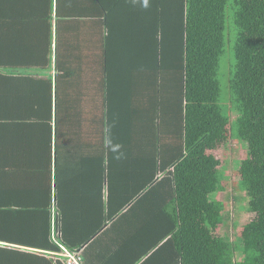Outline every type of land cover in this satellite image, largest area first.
<instances>
[{
    "label": "trees",
    "instance_id": "1",
    "mask_svg": "<svg viewBox=\"0 0 264 264\" xmlns=\"http://www.w3.org/2000/svg\"><path fill=\"white\" fill-rule=\"evenodd\" d=\"M0 22L10 37L0 53V264H66L64 251L90 264L83 252L117 216L129 172L106 156L84 172L65 168L66 139L86 136L87 118L101 132L98 151H124L125 140L145 152L129 199L145 186L157 195L147 205L159 213L154 231L138 224L109 248L131 263L170 247L178 264H215L210 248L229 241L216 232L228 216L215 199L225 170L212 153L230 139L246 150L236 174L251 215L232 242L233 262L264 264V0H0ZM117 27L130 30L128 69L139 72L122 79L130 96L112 102ZM220 59L252 62L232 76L251 81L252 101H206L207 63Z\"/></svg>",
    "mask_w": 264,
    "mask_h": 264
},
{
    "label": "crops",
    "instance_id": "2",
    "mask_svg": "<svg viewBox=\"0 0 264 264\" xmlns=\"http://www.w3.org/2000/svg\"><path fill=\"white\" fill-rule=\"evenodd\" d=\"M36 22L32 21V42L38 41L40 30H38L36 27ZM4 27L2 23L0 22V53H7L8 50L5 48V39L10 38L7 33H4ZM130 37V30L126 27H117V33L115 34V40L117 46V52L115 54H112L111 59L112 62H119L121 73H115L111 72V76L114 78L113 81H111L108 85V91L112 95V102H118L123 96V100H126V96H128L133 90L131 88V85L126 84V82L122 79H125V77H134V73H138L139 70H133V72H130L128 69L129 66V54L126 53L125 48V39H128ZM53 39V33H51V43ZM36 41V42H37ZM127 47V46H126ZM53 53V50H52ZM113 55H116L114 57ZM99 60V59H98ZM100 62V61H99ZM98 62V63H99ZM123 63V65H122ZM97 77V76H96ZM99 80V79H98ZM121 81V84H120ZM127 85L129 86V89H127ZM64 87V83L62 85V88ZM89 90L92 93V96L95 98V93H98L99 86L98 83H94L91 87L88 86ZM64 89V88H63ZM97 90V91H95ZM127 93V94H126ZM99 95V93L97 94ZM130 96V95H129ZM97 104L101 105L102 101H100V97L97 96ZM111 102V101H106ZM121 102V101H119ZM89 118H87L88 124H83L81 127L85 132L89 131V133L84 136L76 135L68 137L66 139V144H70L71 148L66 151H61V157L63 158V164H65V168L69 169L71 168L74 171L78 172H84L86 170V167L89 166V163L92 161V169H94V165L99 166V162H101V157L106 156L107 164L110 167V162H113V170H121L122 172H129L128 175H125L126 177H121L120 182H124L125 185L128 188V190H125L122 194H120V199L114 202L116 204V207L114 206V210L118 211L117 216L115 217L114 221L108 224L104 230H103V237L95 243L92 247H90L88 250L86 249L83 252V258L90 263V264H164L165 261H170L171 264H178V260L174 257V252L170 247H165L159 253L154 254L153 257L148 254L145 258L139 259L137 258V262L131 263L130 257H132L129 253H124V249H114L109 248L108 245L111 242H118L120 241V237L123 234L131 233L132 230L137 231L139 228H137L138 224H141V226L145 227L147 230V233L153 232L154 229L157 227V217L159 216V213L157 212V207H149L147 205H150L154 201L156 202L157 195L155 193H152L151 191L148 192L150 189L149 186H145V190H142L138 195L132 197L129 199L131 194V188L135 187V184L138 182L134 181L132 179V172L133 170L137 169L141 164L144 166V154L141 155V151H131V144H126V141L124 140V151H116V144L111 147V149L115 151H108L104 153V151H98V144L101 143V132H94V129L90 131V121H88ZM126 132V130H125ZM129 147V151H125L126 147ZM165 148V147H164ZM167 151H163V155L168 159L169 156L172 155V153L167 154ZM32 160L33 164L36 163V152L32 151ZM106 161V160H105ZM88 163V164H87ZM119 171V172H121ZM157 177V176H155ZM126 178H128L127 185H126ZM85 180V179H84ZM120 180V179H119ZM140 183V182H139ZM148 192V193H147ZM151 192V194H150ZM158 192V191H155ZM149 194V197L145 200L144 203L138 202V199L145 195ZM146 196V195H145ZM137 201V203H136ZM134 204V205H133ZM130 205H133L131 209H129ZM137 205V206H136ZM147 206V207H146ZM129 209V210H128ZM159 219V218H158ZM141 227V228H143ZM152 228V230H151ZM130 237L132 238L131 234ZM144 238L147 240H151V236L146 235ZM167 238H164L161 243H158L156 245L160 246L166 241ZM153 241V239L151 240ZM99 245H101L103 248L100 249ZM118 248V244H117ZM126 248V247H125ZM129 248V247H128ZM129 250H135L130 249ZM117 251L122 252L124 254H121L119 256H124V259H118L116 253ZM104 253V254H103ZM81 256V255H80ZM139 256V255H138ZM156 256V258L154 257ZM148 257L153 259H147ZM113 259V260H111ZM134 258L132 257V261ZM145 259L147 261H145ZM169 262L167 264H170Z\"/></svg>",
    "mask_w": 264,
    "mask_h": 264
},
{
    "label": "rangeland",
    "instance_id": "3",
    "mask_svg": "<svg viewBox=\"0 0 264 264\" xmlns=\"http://www.w3.org/2000/svg\"><path fill=\"white\" fill-rule=\"evenodd\" d=\"M232 23L226 24V29H230ZM231 42L233 43L232 39ZM224 60V59H220ZM209 77L212 78L210 87L207 86V102H217L222 104H232L235 102H249L253 100V89L250 83L246 86L240 84L233 76V70L237 67L239 70H252V62L247 60L236 59L230 61L208 62L207 63ZM252 75V74H250ZM233 118V116H232ZM217 158L221 167L225 170V180H223V191L217 194L216 200L223 203L224 209L221 214L228 216V220L217 229L220 236L228 238V243L214 245L211 250L212 262L215 264H234L232 242L243 225L250 219L246 211V201L244 193L239 192L238 174L236 168L238 163L246 157V150L236 140L228 139L225 143L212 153ZM238 193H241L238 194ZM237 199L234 204L231 199ZM217 247V248H216ZM222 250V251H221ZM224 253V254H223Z\"/></svg>",
    "mask_w": 264,
    "mask_h": 264
},
{
    "label": "built area",
    "instance_id": "4",
    "mask_svg": "<svg viewBox=\"0 0 264 264\" xmlns=\"http://www.w3.org/2000/svg\"><path fill=\"white\" fill-rule=\"evenodd\" d=\"M62 256L66 259V264H79L80 262L79 257L67 251H64Z\"/></svg>",
    "mask_w": 264,
    "mask_h": 264
}]
</instances>
